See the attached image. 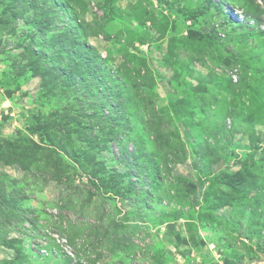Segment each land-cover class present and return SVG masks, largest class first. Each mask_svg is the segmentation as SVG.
Wrapping results in <instances>:
<instances>
[{
	"label": "rangeland",
	"instance_id": "obj_1",
	"mask_svg": "<svg viewBox=\"0 0 264 264\" xmlns=\"http://www.w3.org/2000/svg\"><path fill=\"white\" fill-rule=\"evenodd\" d=\"M218 263L264 264V0H0V264Z\"/></svg>",
	"mask_w": 264,
	"mask_h": 264
},
{
	"label": "crops",
	"instance_id": "obj_2",
	"mask_svg": "<svg viewBox=\"0 0 264 264\" xmlns=\"http://www.w3.org/2000/svg\"><path fill=\"white\" fill-rule=\"evenodd\" d=\"M218 213V210L216 211ZM217 215V214H216Z\"/></svg>",
	"mask_w": 264,
	"mask_h": 264
},
{
	"label": "built area",
	"instance_id": "obj_3",
	"mask_svg": "<svg viewBox=\"0 0 264 264\" xmlns=\"http://www.w3.org/2000/svg\"><path fill=\"white\" fill-rule=\"evenodd\" d=\"M218 264H221V263H218Z\"/></svg>",
	"mask_w": 264,
	"mask_h": 264
},
{
	"label": "trees",
	"instance_id": "obj_4",
	"mask_svg": "<svg viewBox=\"0 0 264 264\" xmlns=\"http://www.w3.org/2000/svg\"><path fill=\"white\" fill-rule=\"evenodd\" d=\"M194 17V16H193Z\"/></svg>",
	"mask_w": 264,
	"mask_h": 264
}]
</instances>
